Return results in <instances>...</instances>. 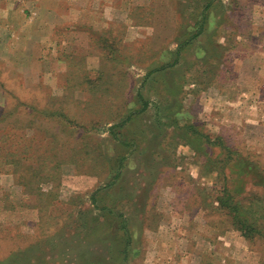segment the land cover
<instances>
[{"label": "rangeland", "instance_id": "rangeland-1", "mask_svg": "<svg viewBox=\"0 0 264 264\" xmlns=\"http://www.w3.org/2000/svg\"><path fill=\"white\" fill-rule=\"evenodd\" d=\"M209 1L0 0V264H264V0Z\"/></svg>", "mask_w": 264, "mask_h": 264}, {"label": "trees", "instance_id": "trees-1", "mask_svg": "<svg viewBox=\"0 0 264 264\" xmlns=\"http://www.w3.org/2000/svg\"><path fill=\"white\" fill-rule=\"evenodd\" d=\"M212 2H213V0H210L208 3V6L211 5ZM253 168L254 167H252L251 169H253ZM229 196H230V193H228V195L225 194L224 198L221 197L219 199L221 205L230 210V212H231V214L235 220V225L237 226L238 229H241L245 233V235L249 238L255 237L254 234L256 233V231H259L258 227H256V225H255L256 221L251 220L250 217L248 216V215H250L249 210H247L244 206L240 205L238 202L234 203V201H233L234 196H232V198H229ZM125 228L128 229V224L124 219V229ZM127 237L128 238H126L125 243L128 244V242H130V240H131L129 233H127ZM128 255H129V249L127 247H125V245H124V262L127 261Z\"/></svg>", "mask_w": 264, "mask_h": 264}]
</instances>
